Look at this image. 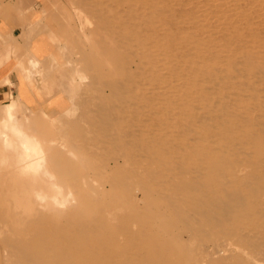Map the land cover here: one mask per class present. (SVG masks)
<instances>
[{
    "label": "rangeland",
    "instance_id": "rangeland-1",
    "mask_svg": "<svg viewBox=\"0 0 264 264\" xmlns=\"http://www.w3.org/2000/svg\"><path fill=\"white\" fill-rule=\"evenodd\" d=\"M45 15L70 105L0 126V264H264V0Z\"/></svg>",
    "mask_w": 264,
    "mask_h": 264
},
{
    "label": "crops",
    "instance_id": "crops-1",
    "mask_svg": "<svg viewBox=\"0 0 264 264\" xmlns=\"http://www.w3.org/2000/svg\"><path fill=\"white\" fill-rule=\"evenodd\" d=\"M46 7L47 0H0V126L30 112L52 118L69 108Z\"/></svg>",
    "mask_w": 264,
    "mask_h": 264
},
{
    "label": "bare ground",
    "instance_id": "bare-ground-1",
    "mask_svg": "<svg viewBox=\"0 0 264 264\" xmlns=\"http://www.w3.org/2000/svg\"><path fill=\"white\" fill-rule=\"evenodd\" d=\"M16 133L17 135H21L20 132H16ZM1 143L3 144V141H1ZM2 144L0 146L3 148ZM22 146L26 154L25 160L30 163L28 164V167L31 168L32 170H36L39 166V162L42 159V152L40 145L37 143L34 137L30 135H26V136L23 135Z\"/></svg>",
    "mask_w": 264,
    "mask_h": 264
}]
</instances>
